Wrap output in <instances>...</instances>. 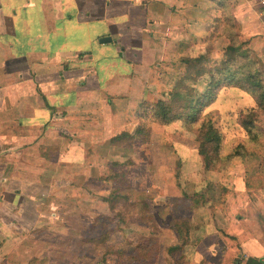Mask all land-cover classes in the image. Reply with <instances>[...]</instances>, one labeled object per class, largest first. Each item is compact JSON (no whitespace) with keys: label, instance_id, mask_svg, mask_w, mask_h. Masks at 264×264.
<instances>
[{"label":"rangeland","instance_id":"1","mask_svg":"<svg viewBox=\"0 0 264 264\" xmlns=\"http://www.w3.org/2000/svg\"><path fill=\"white\" fill-rule=\"evenodd\" d=\"M200 23L175 25L162 51L135 44L118 76L98 74L24 146L7 142L0 182L22 194L0 188V264H242L244 244L264 240V53L224 4ZM207 132L217 141L202 155Z\"/></svg>","mask_w":264,"mask_h":264},{"label":"crops","instance_id":"2","mask_svg":"<svg viewBox=\"0 0 264 264\" xmlns=\"http://www.w3.org/2000/svg\"><path fill=\"white\" fill-rule=\"evenodd\" d=\"M207 3L228 7L251 49L264 53V0H0V156L9 141L25 145L24 130L72 110L70 99L88 97L98 74L118 76L116 68L137 60L127 53L135 44L141 52L165 50L170 31L185 22L198 33ZM103 38L111 42L100 44ZM0 188L5 196L22 194L11 183ZM243 250L242 264H264L263 239Z\"/></svg>","mask_w":264,"mask_h":264},{"label":"trees","instance_id":"3","mask_svg":"<svg viewBox=\"0 0 264 264\" xmlns=\"http://www.w3.org/2000/svg\"><path fill=\"white\" fill-rule=\"evenodd\" d=\"M245 45H246L245 43L242 44V46H245ZM240 49H241V46L240 47H228L226 49V54L225 55H226V57H229L231 55L232 56L233 55L237 56L240 53ZM196 62H199V61H196ZM226 62H228V61L225 60L223 62V64H227ZM231 69H232V67H230V69H228V71L226 72L228 74L225 77V80L238 77V73H236V72L232 73ZM198 76H201V72L198 74ZM179 97H180L179 94H173L172 95V100L176 99L178 101ZM194 105H195V107L197 105H201V102L200 101H194L193 102V100L189 101L188 107H189L190 110H188V114H187V117H188L189 121H191V120L194 121L196 119V117H197L196 113L198 112V110L194 109V107H193ZM157 108H158V110H156V112H155V117L160 119V120H162V121H167L168 117H170V112L172 111V108L169 107V106L167 107V105L165 103H158L157 104ZM179 117H182V116L180 114H175V118H179ZM212 136H211L210 132H207L202 137V142L200 144V148L202 149V152H201L202 155L205 153L204 150L206 149V145L210 144L212 141H214V142L217 141L215 136H213V140H212Z\"/></svg>","mask_w":264,"mask_h":264},{"label":"water","instance_id":"4","mask_svg":"<svg viewBox=\"0 0 264 264\" xmlns=\"http://www.w3.org/2000/svg\"><path fill=\"white\" fill-rule=\"evenodd\" d=\"M111 39L110 38H103L100 40V44H106V43H110Z\"/></svg>","mask_w":264,"mask_h":264}]
</instances>
